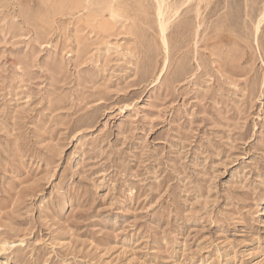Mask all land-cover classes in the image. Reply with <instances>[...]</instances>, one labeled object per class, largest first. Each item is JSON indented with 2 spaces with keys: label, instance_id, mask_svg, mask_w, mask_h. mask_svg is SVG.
Wrapping results in <instances>:
<instances>
[{
  "label": "rangeland",
  "instance_id": "374dc122",
  "mask_svg": "<svg viewBox=\"0 0 264 264\" xmlns=\"http://www.w3.org/2000/svg\"><path fill=\"white\" fill-rule=\"evenodd\" d=\"M263 15L0 0V264H264Z\"/></svg>",
  "mask_w": 264,
  "mask_h": 264
},
{
  "label": "bare ground",
  "instance_id": "6f19581e",
  "mask_svg": "<svg viewBox=\"0 0 264 264\" xmlns=\"http://www.w3.org/2000/svg\"><path fill=\"white\" fill-rule=\"evenodd\" d=\"M160 15H161V16L163 15V14L161 13V9H160ZM263 20H264V15H263V17L261 18V20H260L259 23H258L257 30L259 29V25L262 23ZM165 24H166V22H165ZM165 24H164V21H163L162 23H160V29H161V31H162L163 33L165 32V29H166Z\"/></svg>",
  "mask_w": 264,
  "mask_h": 264
}]
</instances>
